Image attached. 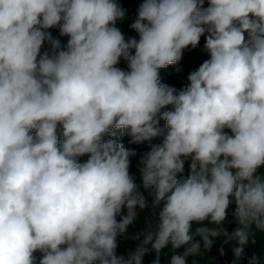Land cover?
I'll return each mask as SVG.
<instances>
[{
	"label": "clouds",
	"instance_id": "obj_1",
	"mask_svg": "<svg viewBox=\"0 0 264 264\" xmlns=\"http://www.w3.org/2000/svg\"><path fill=\"white\" fill-rule=\"evenodd\" d=\"M204 4L143 0L137 39L118 0H0V264H142L152 251L159 264L169 244L183 247L170 264H188L222 236L239 264L250 229L264 231V0ZM202 36L209 58L187 84L161 83ZM118 134L150 146L144 191ZM148 209L154 226L118 255Z\"/></svg>",
	"mask_w": 264,
	"mask_h": 264
},
{
	"label": "trees",
	"instance_id": "obj_2",
	"mask_svg": "<svg viewBox=\"0 0 264 264\" xmlns=\"http://www.w3.org/2000/svg\"><path fill=\"white\" fill-rule=\"evenodd\" d=\"M205 7L208 6V0H205ZM127 10L126 18L120 22H118V27L121 29L122 33L126 38L136 37L138 39V34L129 28V25L134 21L136 17V10L139 7L137 4H128L122 6ZM55 34L59 35L58 29H56L55 33L52 34L54 37ZM60 36V35H59ZM61 45L66 46L68 37L59 38ZM205 43V37H201L200 44L195 49H186L183 54V58L180 62L174 65H169L166 68L160 70V82L167 84L169 86L176 87L177 89L183 87L187 84V76L191 71L196 70L200 64L208 59V55L203 51V45ZM50 51V45L45 42L44 47L41 50ZM121 62H124L121 60ZM125 66L123 69H127V64L124 62ZM161 125H163V121H161ZM118 142H122L127 148L134 150L136 155L130 157V173L133 175L136 183L140 187L141 191L143 190L142 180L138 172V164L139 160L143 156L144 153L150 150V146L147 143L144 144H131L129 143L128 136H117ZM159 140L153 141V143H159ZM82 159H86L82 158ZM188 165L185 164V175H187ZM146 198L151 202V197L148 196L147 192H144ZM234 208V204L230 205L228 210V215L225 221V225L229 232H232L236 227L237 223L233 220L232 210ZM156 222V215L153 210L148 209L144 212H139V217L135 224L130 227L129 232L125 237L118 238V247L117 254L127 256L129 253L133 252L137 246L140 244L142 240V235L140 239H132L133 235L140 234L143 231L147 232L150 227L154 226ZM207 223V222H205ZM201 225L193 223V230ZM250 238L247 245L244 248V256L239 261V264H248V261L252 258L253 255H256L260 261V264H264V231L257 230L255 228L250 229ZM226 237H220L215 241V246L210 252H203L202 254L196 257H189L188 264H233L234 255L231 250L233 246H235L234 241H229L225 243ZM224 248L225 252L223 255L220 254V249ZM179 250V249H177ZM177 250H173L171 245L169 244L164 249L161 250L159 254V262L170 261L172 255ZM39 256V253H37ZM157 258V254L153 251L149 257L146 259L144 264H153V261Z\"/></svg>",
	"mask_w": 264,
	"mask_h": 264
},
{
	"label": "rangeland",
	"instance_id": "obj_3",
	"mask_svg": "<svg viewBox=\"0 0 264 264\" xmlns=\"http://www.w3.org/2000/svg\"><path fill=\"white\" fill-rule=\"evenodd\" d=\"M118 2H119L122 6H124V5H128V4H137V5H140V3L143 2V0H118ZM117 66L123 69L124 66H125V64H124V62H120L119 65H117ZM142 239H143V237H142ZM141 241H142V240H141ZM149 247H150V246H149ZM152 252H153V251H152ZM152 252L146 254V255L143 257L142 264H144V262L146 261V259L149 257V255H150Z\"/></svg>",
	"mask_w": 264,
	"mask_h": 264
},
{
	"label": "built area",
	"instance_id": "obj_4",
	"mask_svg": "<svg viewBox=\"0 0 264 264\" xmlns=\"http://www.w3.org/2000/svg\"><path fill=\"white\" fill-rule=\"evenodd\" d=\"M57 28H53V29H49V31L51 32V34H54ZM54 38H60L59 35L55 34ZM193 230V227H192ZM194 231V230H193ZM183 252V247L180 248L179 250H177L174 254H182ZM159 264H170V261H165V262H159Z\"/></svg>",
	"mask_w": 264,
	"mask_h": 264
}]
</instances>
